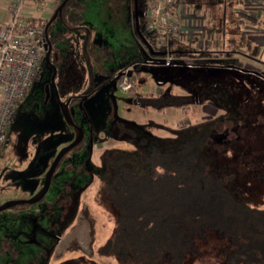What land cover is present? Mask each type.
Returning a JSON list of instances; mask_svg holds the SVG:
<instances>
[{"label":"rangeland","instance_id":"rangeland-1","mask_svg":"<svg viewBox=\"0 0 264 264\" xmlns=\"http://www.w3.org/2000/svg\"><path fill=\"white\" fill-rule=\"evenodd\" d=\"M77 1L81 4L78 26L92 31L96 53L99 49L108 53L107 57L102 54L99 67L106 72H117L137 63L141 81L123 76L117 86H122L125 80V85L129 84L130 88L121 91L107 73L94 72L90 76L91 83L104 84L94 94L84 97L80 105L69 109L71 120L82 130L83 143L61 162L52 175L43 201L30 206L28 212L32 215L33 209L38 211L44 204H55L50 213L52 219L46 217L44 220L47 223L38 220L43 229L39 231L37 228L34 235L35 242L42 249H56L49 264L60 260L57 264H117L98 256L96 252V248L109 236L112 225L111 214L100 203H95L93 198L102 180L109 175L104 162L123 154H133L136 141L141 138L156 137L165 146L172 144V139L177 135L175 133L185 126L222 119L225 115L223 109L211 102H224L226 95L222 92V86H231L239 81L237 72L226 62L230 60L226 53L242 63L246 71L253 72L250 73L253 86H249L250 90L246 91L243 99L240 98L234 104L226 100L228 111L225 119L231 120L234 110H244L251 119L247 133L252 139L258 140L249 151L250 154L239 155L237 165L241 170L264 175V92L255 88L260 79L254 74L259 70L264 71L261 65L264 56L261 59L256 56L258 48L264 44V0H241L240 4L235 3V0H184L186 11L176 19L182 30L176 40L179 41L181 37L188 39L182 40L183 48L186 51L192 48L198 51L211 50L213 47L208 48L210 42L200 35L203 28L207 29L208 26L214 31H211L210 37L212 41L216 40L215 52L206 54L211 64L204 69L188 68L187 54L177 58L149 54L130 32V10L126 0ZM53 6H48L42 15L39 13L40 17L47 19ZM42 11L40 9L38 12ZM217 29L219 35L216 36ZM54 30L60 31L65 37L61 43L54 44L60 56L58 78L65 74L64 84L71 87L69 92L84 94L89 82L79 64L82 60L77 53L78 40L57 19L49 29L50 36ZM230 42L231 46L228 47L226 43ZM169 60H173L174 64H168ZM38 69L39 75L24 91L15 108V117L6 126L4 144L0 148V203L23 201L38 195L54 157L75 138L73 129L67 126L60 114L50 86L48 96H45V86L49 85V68L40 62ZM248 77L249 74H246L240 79L242 83L239 86H243ZM159 91L209 101L180 110L166 109L161 113L133 105L136 96L155 95ZM235 126L225 120L216 122L213 134L219 141L209 139L206 154L213 155L217 161L232 158L235 146L224 148L223 145L237 138L238 127ZM246 162L250 163V169L245 168ZM131 166H140V159ZM87 183H90L88 187ZM261 191L264 192V188ZM58 200L69 205L59 207ZM258 207H264V198L261 202L258 199ZM79 211L74 223L63 234L69 220ZM8 215L9 211L0 213V223L4 224V218ZM219 242L210 237L200 249L199 258L206 256V252L210 255L212 248L215 249ZM33 249L27 256L23 251L12 256L0 252V264H25L29 259L38 263L44 259L40 256L44 254L43 250L40 253L37 248ZM79 254L85 257L77 256ZM197 259L192 260L191 264L200 263L195 262Z\"/></svg>","mask_w":264,"mask_h":264},{"label":"trees","instance_id":"trees-1","mask_svg":"<svg viewBox=\"0 0 264 264\" xmlns=\"http://www.w3.org/2000/svg\"><path fill=\"white\" fill-rule=\"evenodd\" d=\"M135 3L141 25L139 34L149 47L150 51L144 47L149 54H168L175 58L187 54L188 68L210 67L211 62L206 59V54L215 52L216 42L210 37L213 31L210 26L203 28L200 37L204 35L205 40L210 42L208 48L213 47V50L198 51L192 48L186 51L182 40L188 39L181 37L179 41L172 40L165 52V49L156 45L155 33L146 27V0H135ZM235 3L240 4L241 0H235ZM54 10L43 29L49 26ZM80 10L79 1L68 0L56 18L67 26H76L80 20ZM218 30L216 36L219 35ZM48 35L46 40L51 42ZM52 39L60 40L63 36L52 34ZM231 42L226 43L228 47ZM93 48L90 39L85 36L81 52L84 74L89 82L86 96L94 94L104 84L90 82L89 78L94 72L107 73L110 80L120 81L114 77V71L106 72L99 67V60L107 57V51L99 49L96 53ZM259 48L256 56L261 59L264 56V44ZM226 54L230 59L226 62L237 72L239 81L246 74L249 77L243 86H239L242 83L239 81L231 86H222V92L226 95L224 102L210 101L223 109L225 115L222 119L185 126L175 133L177 135L172 139L173 143L165 146L156 138H142L137 142L134 155H124L109 161L111 176L103 186L102 196L116 212L117 219L110 236L96 248L98 256L117 264H191L196 258L195 262H200L198 264H264V207H258V199L261 202L264 198V192L261 191L264 188V175L241 170L237 165L239 155L250 154L249 151L258 140L252 139L247 133L251 119L244 110H234L231 120L225 119L228 111L226 100L234 104L240 98L243 99L246 91L253 86L250 80V73L253 72L246 71L234 55L232 59L230 53ZM249 57L252 58V55ZM168 64H174L173 60H169ZM261 65L264 66V63ZM140 72H135V81H141ZM254 74L260 79L255 88L264 92V71L259 70ZM80 98L67 96L62 102L68 101L72 105L79 102ZM204 101L209 100L179 96L170 91L136 98L140 109L156 113L166 109L180 110L194 104L200 105ZM222 120L238 127L237 138L223 145L224 148L235 146L233 157L217 161L206 152L209 139L219 141L213 134V126ZM136 159H140V166H128ZM244 165L246 169L251 167L249 162ZM210 237L220 241L218 246L212 248L210 255L206 252V256L199 258L200 249Z\"/></svg>","mask_w":264,"mask_h":264},{"label":"built area","instance_id":"built-area-1","mask_svg":"<svg viewBox=\"0 0 264 264\" xmlns=\"http://www.w3.org/2000/svg\"><path fill=\"white\" fill-rule=\"evenodd\" d=\"M59 1L0 0L3 11L0 19V148L4 144L6 126L35 78L45 53L43 27L48 18H41L39 13L42 15L48 6H55ZM40 9L43 11L38 12ZM185 11L182 0H146V27L155 33L156 45L165 52L169 43L180 36L182 30L176 19ZM122 83L117 86L121 91L130 88L125 80Z\"/></svg>","mask_w":264,"mask_h":264},{"label":"flooded vegetation","instance_id":"flooded-vegetation-1","mask_svg":"<svg viewBox=\"0 0 264 264\" xmlns=\"http://www.w3.org/2000/svg\"><path fill=\"white\" fill-rule=\"evenodd\" d=\"M64 0H60L58 2V4H56L55 6H53V9L55 8L52 16L54 15V13L56 12V15L55 17L49 21V26L46 25V27L43 29V33L45 35V42H46V45H45V48L47 46V49L49 48V51H46L45 49V53L43 55V58H42V61L44 65H46L48 68H49V72H50V77H49V85H46L45 86V96L47 97L48 96V90H49V86L51 87L54 95H55V99H56V102H57V105L59 107V104H66L67 106V112H68V116H69V119L72 123L73 126H70L68 125L65 121V123L67 124V126L71 127L73 129V137L75 136L74 139H76L77 137L80 136V141L79 143L74 146L71 150H69L68 152H66L61 158L60 160L58 161L52 175L54 174V172L56 171V169L58 168V166L61 164V162L68 156L70 155L72 152H74L75 150H77L80 145L83 143V140H84V137H83V133H82V130H80L76 125H75V122H73L70 118V113H69V109L71 106H74V105H80L81 103V100L84 98V97H87L86 96V93L88 92V89H86V92L84 94H72L69 92V90L71 89V87H67L64 82L66 81V76L65 74L62 75L61 77L58 78L59 75V60H60V56H59V53H58V50L55 48L54 44H57V43H61L62 40L65 38L61 33L60 31H57V30H54L52 32V34H59L61 36H63V39H60V40H56L54 41L52 39V34L50 36V31L49 29L51 28V25L52 23L57 19L60 23H62V26L67 30L69 31L70 33L72 32V35L76 38H77V53L78 55L80 56L81 58V62L79 63L80 66H81V70L84 74V68H83V57H82V52H81V49H82V41L83 39L85 38V36H87L88 39H90L92 45H93V49L95 50V46L92 42V31L88 28H82L80 26H78V24L76 26H67L64 24V22H62L59 18H56L57 17V13L58 11L64 6H62L61 8H59V6L61 5V3L63 2ZM68 1V0H67ZM66 1V2H67ZM133 1V2H132ZM65 2V3H66ZM127 2V5H128V9L130 10L129 11V21H130V32L133 36H135L138 40V42H140V45H142V47H145L144 45V42L145 40L142 38V36L139 34V31L141 29V25L139 23V20L137 18V12H138V9L136 8V3H135V0H126ZM64 3V4H65ZM58 6V7H57ZM59 8V9H58ZM131 8L133 10H131ZM52 9V11H53ZM80 15V14H79ZM52 18V17H51ZM80 21V20H79ZM49 34V38H51V42L47 41L46 40V34ZM48 42V44H47ZM46 53H48L47 55V61H45V57H46ZM137 68V69H136ZM137 70H140L139 69V64L137 63H134L133 65L131 66H127V67H124L121 71H114L115 72V78L116 80H121L123 76H125L126 78H134L135 75H136V71ZM39 69L37 71V74L35 76V78H37V76L39 75ZM141 73V72H140ZM85 75V74H84ZM34 78V79H35ZM58 78V79H57ZM113 81V80H112ZM117 83L118 82H115L113 81V84L115 86H117ZM87 88V87H86ZM158 93V92H157ZM69 97V96H74V97H81L80 98V101L75 103V104H69L68 101L66 102H62V100L65 98V97ZM138 96H136L133 100V105H137V107L139 108L138 106V103L136 102V98ZM59 111H60V108H59ZM61 114V112H60ZM62 116V114H61ZM15 117V113L12 117V119L10 120V122L13 120V118ZM63 118V117H62ZM64 120V119H63ZM9 122V123H10ZM79 131H80V134H79ZM152 138H156V137H144V139H152ZM73 139V141H74ZM142 139V138H141ZM140 139V140H141ZM157 139V138H156ZM140 140H137L136 141V149H137V142H139ZM72 141V142H73ZM71 142V143H72ZM160 142V141H159ZM70 144V143H69ZM68 144V145H69ZM67 146V145H66ZM64 148V147H63ZM136 153V150L133 154H123V155H120L119 157L121 156H124V155H134ZM119 157L115 158V159H107L104 163H105V167L109 170V175L104 178L101 182V187L98 191V193L93 197L94 200H95V203H100L101 204V207L106 211V212H109L111 214V229L109 231V233L111 234L112 232V227L117 219V214L116 212L111 208L110 205H108L105 201H104V198L102 196V189H103V186L106 182V180H108L111 176V169L109 168L108 166V163L109 161L111 160H116L118 159ZM137 160V159H136ZM135 160V161H136ZM134 161V162H135ZM103 162V161H102ZM101 162V164H102ZM133 162V163H134ZM133 163H130L128 164V166H131V164ZM141 164V163H140ZM47 173V172H46ZM52 175L50 177V182H49V186L52 182ZM45 179H46V175H45ZM91 183V182H90ZM90 183H87L86 187H88L90 185ZM44 185H45V181H44ZM49 186L47 188V191L49 189ZM44 188V186H43ZM43 189L41 190V192L36 195L35 197L31 198V199H27V200H23V201H29V200H32L36 197H38L41 193H42ZM47 191L44 193V195L47 193ZM44 195L36 202L32 203V204H18V205H14L10 208H7L3 211H1L0 213H3V212H6V211H9V215L6 216L4 219H5V223H0V252H2L3 254L5 253L6 255L7 254H10V256H12L14 253H20V252H26V256L30 253H32L34 251L33 248H37V250L41 253V251L43 250L44 251V254L40 255L42 257H44V259H42L40 262L38 263H34L32 259H29L26 261L25 264H49L50 262V259L54 253V251L56 250L55 248L54 249H42L40 247L39 244H37V242H35V239H34V235H35V231L37 228H39V231L43 229V227H41L39 224H38V220H41V221H44L45 222V218H50L49 220L52 219V216L50 215L51 213V210L52 208L54 207V203H48V204H44L43 207H41L40 210H36V209H33V214L32 215H29V212H28V208L30 206H34L36 204H39L41 201H43V197ZM9 202H17V201H9ZM6 203V202H5ZM4 204V203H0V206ZM81 204V203H80ZM65 205H69V203H63L62 200H58L57 202V206L59 207H63ZM81 206V205H80ZM43 209V210H42ZM42 210V211H41ZM80 214V211L77 213V215H73L72 216V219L69 220L68 224L66 225V227L63 229V234L65 233V231L68 229V227L71 226V224L74 223V221L76 220V218L78 217V215ZM45 219V220H44ZM15 221V222H13ZM47 223V222H45ZM12 233H14L13 237H11ZM109 234V236H110ZM63 236V235H62ZM11 241V242H10ZM57 248V246H56ZM77 256H82V257H85L83 256L82 254H79ZM62 261V260H60ZM60 261L54 263V264H57V263H60ZM90 261V260H89ZM92 262V261H91ZM3 264H14L13 262H7V263H3Z\"/></svg>","mask_w":264,"mask_h":264},{"label":"water","instance_id":"water-1","mask_svg":"<svg viewBox=\"0 0 264 264\" xmlns=\"http://www.w3.org/2000/svg\"><path fill=\"white\" fill-rule=\"evenodd\" d=\"M66 1H67V0H64V1L61 3V5L59 6V8H61V7L64 5V3H65ZM59 8H58V9H59ZM55 15H56V12L54 13V15L52 16V18H51L50 20H52V19L55 17ZM47 44H48V42H47ZM144 45H145V47L148 49V51H150V50H149V47L146 45L145 42H144ZM46 51H49V48L47 49V46H46ZM47 55H48V53H46L45 61H47ZM59 108H60V112H61V114H62V117H63L64 121H65L68 125L73 126L72 123H71V121H70V119H69V116H68V112H67V106H66V104H59ZM79 134H80V131H79ZM79 141H80V136L77 137L76 139H74V141H73L72 143H70L69 145H67V146H65L64 148L60 149V151H59V152L57 153V155L54 157V159H53V161H52L51 165L49 166V168H48V170H47V173H46V179H45V185H44L43 191H42V193H41L38 197H36V198H34V199H32V200H29V201L6 202V203H4V204H2V205L0 206V212L3 211V210H5V209H7V208H10V207H12V206H14V205H18V204H32V203L38 201V200L44 195V193L47 191V188H48V186H49V182H50V177H51V175H52V173H53V171H54V169H55V167H56L58 161L60 160V158H61L66 152H68V151L71 150L74 146H76V145L79 143Z\"/></svg>","mask_w":264,"mask_h":264},{"label":"crops","instance_id":"crops-1","mask_svg":"<svg viewBox=\"0 0 264 264\" xmlns=\"http://www.w3.org/2000/svg\"><path fill=\"white\" fill-rule=\"evenodd\" d=\"M2 12H3V11H2V9L0 8V19H1V16H2Z\"/></svg>","mask_w":264,"mask_h":264}]
</instances>
